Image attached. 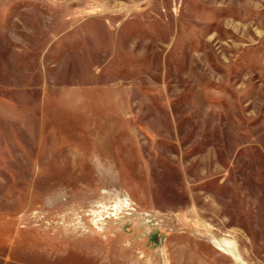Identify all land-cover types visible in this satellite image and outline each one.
Returning <instances> with one entry per match:
<instances>
[{"label": "rangeland", "instance_id": "obj_1", "mask_svg": "<svg viewBox=\"0 0 264 264\" xmlns=\"http://www.w3.org/2000/svg\"><path fill=\"white\" fill-rule=\"evenodd\" d=\"M0 264H264V0H0Z\"/></svg>", "mask_w": 264, "mask_h": 264}]
</instances>
